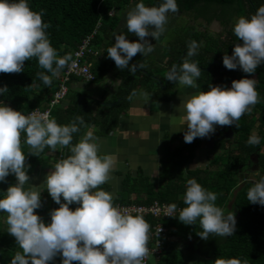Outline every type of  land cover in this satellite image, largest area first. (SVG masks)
<instances>
[{"label":"clouds","instance_id":"1","mask_svg":"<svg viewBox=\"0 0 264 264\" xmlns=\"http://www.w3.org/2000/svg\"><path fill=\"white\" fill-rule=\"evenodd\" d=\"M179 12L178 0H161L148 5L144 0L127 12V32L114 33V43L107 54L116 66L135 73L144 68L141 62L130 64L141 53L147 56L154 51L149 36L158 40L165 32L169 13ZM43 10L30 7L29 0H0V73H18L24 70L25 61L37 58L39 66L47 70L37 73L44 85L52 84L72 61L70 54L59 55L52 45L43 20ZM233 32L239 39L231 55H223L228 69L238 67L245 73H255L264 64V5L248 15L239 16L233 24ZM127 33L139 39L129 40ZM200 44L191 40L186 57L197 55ZM185 58L182 64H173L166 78L181 86L200 89L184 104L183 122L187 125L184 140L206 137L215 131L216 125L235 124L252 106L259 102L257 80L251 76L234 79L231 87L210 85L202 91L197 79L202 70L198 61ZM48 73H51L49 75ZM8 87H0V94ZM147 100L149 93L133 91ZM131 98V97H130ZM87 127L82 116L71 123L60 124L50 114L31 112L25 114L4 102H0V182L9 174L15 182L0 191V213H6L7 231L15 238L20 250L10 264H49L60 255L61 264H143L149 253L151 225L140 214H132L114 204V194L101 187L111 179L117 164L111 154H102L99 137L94 130H87L73 144L75 133ZM22 134L30 150L22 147ZM261 137L252 133L248 144L259 145ZM68 148L70 155L61 158L44 177L43 189L30 182L27 154L37 155L45 148ZM202 164V163H200ZM197 165V164H196ZM158 165L154 168L155 172ZM152 172V173H153ZM184 194L185 206L176 215L177 205H169L166 215L178 217L185 224L200 225L199 235L207 238L210 233L230 236L235 233L234 212L225 214L215 202L217 193L207 190L197 179L189 178ZM27 185V186H26ZM47 189L59 205L50 212L46 223L36 209L42 206L41 193ZM249 202L264 205V177L255 181L247 192ZM76 204L72 208L70 205ZM158 231H161V226ZM215 264H247L240 258H218Z\"/></svg>","mask_w":264,"mask_h":264},{"label":"trees","instance_id":"2","mask_svg":"<svg viewBox=\"0 0 264 264\" xmlns=\"http://www.w3.org/2000/svg\"><path fill=\"white\" fill-rule=\"evenodd\" d=\"M131 2L137 3V0H29L32 9L43 10L42 18L50 25L46 31L59 55L72 56L73 50L82 38L96 29L92 46L96 49L101 47L103 54L109 57V60L104 55L88 56V61L92 62L91 71L95 75L94 81H98L110 69H115L120 78L118 94L113 101H116L117 97H120V100L113 104L101 103L86 95L82 96L78 103L81 93L68 91L66 95L68 103L64 106L56 105L51 111V116L58 123H71L79 115L84 118L87 126L94 124L98 127L99 133H108L117 125L120 115L127 109L130 96L137 90V86L151 89L150 93L157 98L169 99L174 82L168 80L165 88H162L167 80L166 73L173 64H182L183 60L188 58L185 54L191 40H196L201 45L197 55L188 59L199 63L202 73L197 83L202 91H207L210 85L225 87L234 79L249 75L239 67L228 69L223 64L222 58L225 53L231 55L234 44L240 42L233 32L236 19L241 15L253 14L259 6L264 5V0H178L179 12L193 19H202L206 24L216 20L223 26V30L212 35L188 26L181 27L180 32L171 38L166 47L165 52L169 56L167 71L161 77L160 85L149 74H140L137 71L132 79L131 72L127 68L119 69L107 54V49L114 43L111 35L118 25L119 12ZM144 2L148 5H157L161 0H144ZM42 71L47 70L42 69L37 58L34 57L25 61L24 70L21 72L0 73V87L5 85L8 87L7 93L0 94V102L25 114L34 108L46 107L51 95L57 89L59 74L62 71L52 77L51 85H44L37 75ZM251 74L257 76L259 102L237 122L238 127L235 126L232 140L219 141L221 151L213 155L205 167L196 169L187 167L194 157L195 150L201 144L200 137H197L184 147L165 153L161 163L162 184L156 185L143 175L135 178L127 177L123 181L121 194L114 199L115 205L159 201L175 203L181 209L185 206L183 197L189 178L197 179L207 190L217 193L215 203L224 210L225 214L232 211L235 215L238 213L235 233L228 236L227 240L217 248L214 257L197 259L193 264H215L218 258L233 257L240 258L247 264H264V205L249 202L247 199L249 188L255 181L264 177V64L258 66L256 72ZM152 86L155 87L154 91ZM85 128L81 126L80 131L73 134V144L78 142L79 135ZM252 133H257L262 138L259 145L248 144L247 141ZM21 139L23 150L27 153L30 147L23 143L24 134ZM64 149L61 148V158L71 154L68 148L66 152ZM48 150L51 149L45 148L37 155L28 153L27 163L31 166L38 163ZM254 164L257 168L256 176L253 179L248 177L240 179L238 175L241 170ZM30 169L31 167L28 172ZM14 182L15 176L9 174L6 181L0 182V191L6 190L8 185ZM132 193H136L135 199L130 198ZM228 202L231 204L229 209L226 208ZM52 203L54 208L59 206L54 200ZM149 221L152 223L150 218ZM162 223L168 227L169 235L174 236L175 239L166 240L161 263L184 264V251L180 242L199 237L201 231L199 223L185 224L175 216L162 220ZM18 250L20 249L15 238L5 229L0 215V264H10L12 256ZM57 257L62 261V256ZM73 264L78 263L74 261Z\"/></svg>","mask_w":264,"mask_h":264},{"label":"crops","instance_id":"3","mask_svg":"<svg viewBox=\"0 0 264 264\" xmlns=\"http://www.w3.org/2000/svg\"><path fill=\"white\" fill-rule=\"evenodd\" d=\"M136 2H131L124 9L119 12V22L114 32L111 35V39L114 42V33L127 32L126 17L127 12L134 7ZM175 15L168 20L167 27L180 23V19L177 20L179 13H169ZM178 14V15H177ZM180 18V17H179ZM158 39L149 36L147 39L154 44V51L147 56H143L141 53H137L129 63L135 64L141 62L145 65L144 68H138L137 72L140 74H149L153 80L161 84V77L165 75L167 71V63L169 56L166 54L163 46V36ZM129 40H138L139 38L134 33H127ZM100 50L103 56L102 48ZM99 56V57H100ZM97 57V56H96ZM109 60V57L104 55ZM92 64V62H90ZM151 72V73H149ZM136 73V72H135ZM135 73L131 76L132 79ZM139 74V75H140ZM158 78L155 79L153 78ZM252 78H255L251 76ZM256 79V78H255ZM120 78L115 69H110L106 74L98 81H86L82 78H73L69 83V92L81 93L79 98L84 95L96 99L101 103H113L120 100L117 97L116 101H113L114 97L118 94V85ZM168 79L162 88H165ZM229 82L225 87H231ZM158 85V86H159ZM153 87V86H152ZM144 90L148 92L149 98H145L141 95L130 96L127 109L120 115L117 125L108 133H99L98 127L94 124L87 126L80 137L89 129L94 130V133L99 137L102 154H111L116 160L117 164L114 171L111 173V179L101 185L102 188L108 190L114 194V199L117 198L123 188V181L127 177L135 178L138 175L146 176L151 182L156 185L163 183L162 179V159L168 151H174L178 148L184 147L187 142L184 140V132L187 130V125L183 122L184 117V104L185 101L199 90L192 88L191 86H181L177 82H174L171 95L169 99L157 98L154 94L150 93L144 86H137V92ZM155 90L153 87L152 91ZM79 101V99H78ZM68 103V98L61 102L64 106ZM96 105L93 106L95 108ZM201 144L199 148L195 150L194 157L190 164L187 165L189 169L203 168L209 163V157H212L216 153H219V140L213 133L209 136L200 138ZM61 148L57 150H48L40 161L31 166L29 171L30 182L37 187L43 189L46 185L43 183L45 175L54 168L55 164L59 161ZM202 163V164H200ZM197 164V165H196ZM158 165V168L153 172L154 168ZM153 172V173H152ZM27 186V185H26ZM136 193H132L131 199H135ZM42 206L36 209L38 214L47 223L50 220V212L54 209L53 199L45 188L41 193ZM70 207H76V204L70 205ZM2 222L5 229L7 224L5 221L6 213H0ZM171 239H175L174 236H170ZM49 264H61L60 258L56 257L54 261H50Z\"/></svg>","mask_w":264,"mask_h":264},{"label":"built area","instance_id":"4","mask_svg":"<svg viewBox=\"0 0 264 264\" xmlns=\"http://www.w3.org/2000/svg\"><path fill=\"white\" fill-rule=\"evenodd\" d=\"M96 29L87 34L82 38L77 47L73 50L72 61L66 66V68L59 74V83L57 89L51 95L49 101L47 102L46 107H37L27 112H38L46 113L51 115L52 108L56 105L61 104L65 99L69 83L72 78H82L86 81H94L95 75L91 71V63L88 61V56H100V50L92 46V40ZM62 154L59 155V160L61 159ZM121 209L131 212L132 214L143 215L144 218L151 225L150 229V239L148 242L149 253L144 258L143 264H162V257L164 255L163 246L168 238L169 229L163 225L162 220L173 217L166 215L168 207L170 204L166 202L154 201L152 203H129L121 204L117 203ZM180 208L177 207L176 214L179 212ZM149 218L152 220V223L149 221ZM161 226V231L158 229ZM79 264V262H77Z\"/></svg>","mask_w":264,"mask_h":264},{"label":"rangeland","instance_id":"5","mask_svg":"<svg viewBox=\"0 0 264 264\" xmlns=\"http://www.w3.org/2000/svg\"><path fill=\"white\" fill-rule=\"evenodd\" d=\"M174 16L175 15L169 14V19H171V17H174ZM181 16L182 15L177 16L178 18L177 20L180 19V23L177 22L176 25H172L166 29L165 35L163 36V40H162L164 48L168 46L169 42L171 41V38L176 36V33L180 32L179 29H181V27L183 26L184 27L188 26V28H192L195 30H203V28L205 27L208 29V32L211 34L220 33L223 30V26L220 25L218 21H214L209 24H206L202 19H197V21H195L193 20V18H190L189 16L186 17L187 15L183 16V18ZM166 49L167 48H165L164 50ZM248 76H252V75L249 74ZM242 77L244 76L242 75ZM254 131H255V128H254ZM209 158H210L209 160L212 159L211 157ZM256 174H257V168H256V165L254 164L244 170H241L238 176L240 179H242L243 177H248V178L253 179L256 176ZM226 208L228 209L231 208L230 202L227 203ZM189 242H190V239L182 240L180 242V245L184 251V264H193V262L198 259V257L195 255L194 249L190 246L191 244Z\"/></svg>","mask_w":264,"mask_h":264},{"label":"water","instance_id":"6","mask_svg":"<svg viewBox=\"0 0 264 264\" xmlns=\"http://www.w3.org/2000/svg\"><path fill=\"white\" fill-rule=\"evenodd\" d=\"M153 78L158 80V78L154 76ZM80 100H81V97L79 98L78 103L80 102ZM113 103H109V104H113ZM227 129L230 130L229 127ZM66 149L67 148L64 149V152H66ZM237 216H238V213H236L235 215L236 223H237ZM227 238H228L227 235H219V234H212V233H210L207 238H202L201 236H199L193 239L192 248L194 249L195 255L198 257V259H209L215 256L217 248L220 245H222L227 240Z\"/></svg>","mask_w":264,"mask_h":264},{"label":"flooded vegetation","instance_id":"7","mask_svg":"<svg viewBox=\"0 0 264 264\" xmlns=\"http://www.w3.org/2000/svg\"><path fill=\"white\" fill-rule=\"evenodd\" d=\"M177 13H179L180 15H182L181 17L183 18V16H186V14H184V13H182V12H177ZM186 17H188V16H186ZM185 17V18H186ZM193 20H195V21H197V19H193ZM214 21H216V20H214ZM214 21H212V22H214ZM197 31H203V32H207V33H209L208 32V29L207 28H203V30H197ZM209 34H211V33H209ZM216 34V33H215ZM214 33L212 34V35H215ZM218 34V33H217ZM253 77H255L256 78V80H257V76H256V74H251ZM235 124H233V125H226V126H221V125H216V127H215V131L213 132V135L214 136H217L218 137V140L219 141H221V140H232V138H233V136H234V133H235ZM230 128V130L229 129H227V128ZM232 130V131H231ZM219 143V142H218ZM219 150H220V146H219V148H218ZM220 152V151H219ZM188 239H190V246L192 247V244H193V239H191V238H188Z\"/></svg>","mask_w":264,"mask_h":264}]
</instances>
